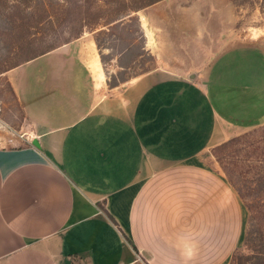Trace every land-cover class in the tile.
Here are the masks:
<instances>
[{"label":"crops","instance_id":"crops-1","mask_svg":"<svg viewBox=\"0 0 264 264\" xmlns=\"http://www.w3.org/2000/svg\"><path fill=\"white\" fill-rule=\"evenodd\" d=\"M243 44L106 94L73 42L14 68L31 132L0 146V264H227L245 212L209 151L264 123V51ZM223 88L257 89L252 113Z\"/></svg>","mask_w":264,"mask_h":264},{"label":"rangeland","instance_id":"rangeland-1","mask_svg":"<svg viewBox=\"0 0 264 264\" xmlns=\"http://www.w3.org/2000/svg\"><path fill=\"white\" fill-rule=\"evenodd\" d=\"M143 1L133 2L140 6ZM118 10L120 0H0V146L26 145L31 132L11 86L14 68L67 39L68 32L79 31L82 18L92 32L86 28L70 42L98 61L104 94L151 70L179 75L199 70L219 49L236 42L255 43L264 51V0H159L127 16L116 15L120 18L114 24L99 25ZM26 32L31 38L26 39ZM227 65L237 67L232 57ZM238 90L224 89L233 93L228 104L234 113L242 100L245 117L255 101L246 96L257 89ZM263 126L209 151L245 212L243 240L227 264H264Z\"/></svg>","mask_w":264,"mask_h":264},{"label":"trees","instance_id":"trees-1","mask_svg":"<svg viewBox=\"0 0 264 264\" xmlns=\"http://www.w3.org/2000/svg\"><path fill=\"white\" fill-rule=\"evenodd\" d=\"M133 1H134V0H129L128 2H126L125 0H120L121 10H118V11L115 13L114 17L112 16V18L109 17V16H105V17H103V18H102V22H101L99 25H101V27H104V26H106V25H109V24L115 22L116 20H118V19L120 18V17H116V15H117V16H122V15H123V16H127L128 13H130V12H135V11H137V10L143 8L144 6H147V5L153 4L154 2H157V1H159V0H145V1H143V4L140 5V6L134 5V2H133ZM129 3H130V5H129ZM262 14H264V12H262ZM263 17H264V15H263ZM121 18H122V17H121ZM113 24H114V23H113ZM113 24L110 25V26H113ZM115 24H116V23H115ZM52 25H53V19H52ZM78 26H79V31H77V32H75V33H69V32H68V33H67V35H68L67 39L61 41V42L58 43L57 45H52V47H50V48L47 49V50H44L43 52H41V53H39V54H37V55H34V56H32V57L25 58L22 62L18 63L16 66H18V65H20V64H22V63H25V62H27V61H29V60H31V59L37 57V56H40V55L44 54V53H47V52H49V51H51V50H53V49H55V48H57V47H59V46H61V45H63V44H66V43L70 42V41L73 40V39H76V38L80 35V33L83 32V30H85L86 28L89 30V29L91 28V25L89 26V23H88L87 21H85L84 18L81 19V21L79 22ZM89 31L92 32L91 29H90ZM31 34H32V33L26 32V33H25L26 39L31 38ZM94 42H95V46H96V49H97V48H98V46H97V42H96L95 40H94ZM26 47H27V46H26ZM16 66H13V67H16ZM259 130H264V126L261 127ZM245 136H247V135H245ZM236 138H238V137H234V138L228 139V140L225 141L224 143H222V144L218 145L217 147H215V149L220 148V147H224V146L226 147L227 144H229V143L232 142V141H235ZM213 149H214V148H213ZM259 180H260V181L264 180V176L260 175ZM98 208H99L101 211H103V210H102V207H100L99 205H98ZM105 216H106V218L108 219V221H109L114 227H116V224L114 223V221H113V220H112V219H111L106 213H105ZM117 230H118V229H117ZM118 231H119V230H118ZM120 234H121V233H120ZM121 235H122V234H121ZM122 237H123V235H122ZM123 238H124V237H123ZM244 240H245V237H244ZM245 241H246V240H245Z\"/></svg>","mask_w":264,"mask_h":264},{"label":"water","instance_id":"water-1","mask_svg":"<svg viewBox=\"0 0 264 264\" xmlns=\"http://www.w3.org/2000/svg\"><path fill=\"white\" fill-rule=\"evenodd\" d=\"M33 144H34V141H33Z\"/></svg>","mask_w":264,"mask_h":264}]
</instances>
